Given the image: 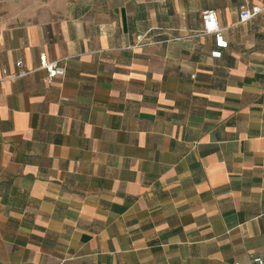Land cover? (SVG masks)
Listing matches in <instances>:
<instances>
[{
    "label": "crops",
    "instance_id": "obj_1",
    "mask_svg": "<svg viewBox=\"0 0 264 264\" xmlns=\"http://www.w3.org/2000/svg\"><path fill=\"white\" fill-rule=\"evenodd\" d=\"M245 1L264 5L0 0V264H264V15L241 23ZM42 54L65 59L52 83Z\"/></svg>",
    "mask_w": 264,
    "mask_h": 264
},
{
    "label": "built area",
    "instance_id": "obj_2",
    "mask_svg": "<svg viewBox=\"0 0 264 264\" xmlns=\"http://www.w3.org/2000/svg\"><path fill=\"white\" fill-rule=\"evenodd\" d=\"M260 15H264V5H251L249 2L245 1L240 5L239 11V21L241 23H246L257 18ZM202 22H203V32L206 34H214L220 45H226L227 42L223 38V28L219 23V15L215 9H207L202 13ZM180 37L172 38L179 39ZM171 40V39H168ZM41 68L47 71L48 82L52 83L55 78L64 75L65 73V59L60 60H49L45 54H42L40 57ZM18 64L22 67V61L19 60ZM29 72L21 70L18 74V77H24ZM264 189V187H263ZM256 264L262 263V258L257 257L254 259ZM234 264H241L240 262Z\"/></svg>",
    "mask_w": 264,
    "mask_h": 264
}]
</instances>
